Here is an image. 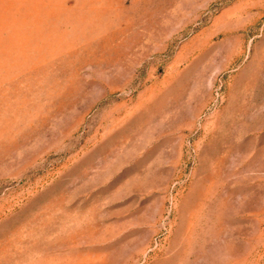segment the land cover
<instances>
[{
    "label": "rangeland",
    "instance_id": "1",
    "mask_svg": "<svg viewBox=\"0 0 264 264\" xmlns=\"http://www.w3.org/2000/svg\"><path fill=\"white\" fill-rule=\"evenodd\" d=\"M0 264H264V0H0Z\"/></svg>",
    "mask_w": 264,
    "mask_h": 264
}]
</instances>
